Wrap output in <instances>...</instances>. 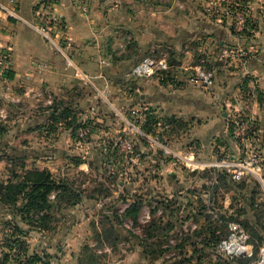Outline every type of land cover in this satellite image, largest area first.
I'll return each instance as SVG.
<instances>
[{"label": "rangeland", "instance_id": "374dc122", "mask_svg": "<svg viewBox=\"0 0 264 264\" xmlns=\"http://www.w3.org/2000/svg\"><path fill=\"white\" fill-rule=\"evenodd\" d=\"M95 1L106 17L129 10L108 17L112 60L164 59L169 76L200 92L186 93L181 117L161 114L143 91L130 94L149 77L77 76L69 63L79 82L70 89L25 90L12 87L11 54L0 47L10 62L0 64V184L48 171L82 196L75 207L50 197L49 231L23 219L22 202L0 204V264H90L92 251L99 264H264V0ZM132 11L155 14L150 45ZM42 38L65 58L63 38ZM200 71L211 88L196 81ZM135 202L136 225L124 218ZM114 215L121 239L100 248L96 232ZM154 219L172 225L147 255L140 238Z\"/></svg>", "mask_w": 264, "mask_h": 264}, {"label": "crops", "instance_id": "0c3cea01", "mask_svg": "<svg viewBox=\"0 0 264 264\" xmlns=\"http://www.w3.org/2000/svg\"><path fill=\"white\" fill-rule=\"evenodd\" d=\"M112 1L119 3L130 0ZM0 2L5 6H11L10 0ZM15 2L19 19H11L0 12V44L11 54V70L14 75L10 81L12 87L39 90V82L48 83L54 93L61 94L66 88L70 89L73 84L79 83L75 77L76 72L70 69L67 63L79 70L80 74L77 76L85 73L89 77L104 76L107 79L109 76H128L138 63L134 58L112 60L113 55L109 54L112 53L113 42L108 43L104 40L108 17L117 18L128 14L129 10L125 5L121 9L109 11L106 17L99 11L104 10L105 5L99 6L98 9L95 0H15ZM87 5L91 11L86 9ZM48 12L57 14L65 24L64 33L55 39L58 41L63 36L66 41L65 58L57 54L54 47L45 41L34 27L38 18ZM145 14L146 16L140 20L141 14L133 11L131 13L135 19L134 23L141 28L137 31L148 34L150 45V40L154 39L156 32L155 14L152 12ZM100 53L101 57L96 56ZM103 62L105 64H102ZM185 82V78L177 80L175 76H169V72H158L149 79L138 80L135 84L136 90L130 94L134 98L137 93L143 91L141 99H147L148 104L157 113L181 117L185 113L184 109H190L183 106L189 103L186 93L200 92L189 84L185 85Z\"/></svg>", "mask_w": 264, "mask_h": 264}, {"label": "trees", "instance_id": "16d2710c", "mask_svg": "<svg viewBox=\"0 0 264 264\" xmlns=\"http://www.w3.org/2000/svg\"><path fill=\"white\" fill-rule=\"evenodd\" d=\"M151 120L148 121V123ZM149 124L144 129L149 131ZM6 133L4 129L0 130L1 136ZM16 177V176H13ZM54 195L55 203H64L68 206L75 207L82 202L80 192H76L69 183L65 180L56 181L52 174L48 171H27L24 176H17L16 180L10 178L7 183L0 184V204L4 206H17L20 202L23 203L22 210L19 212L24 216V220H32L33 226L41 231L50 230V221L54 219L51 213L52 201L50 197ZM159 203L158 205H161ZM143 204L135 202L125 210L124 218L133 221L136 225L139 220ZM26 216V218H25ZM30 223V222H29ZM121 223V217L114 215L112 217H105L101 222V227L97 230L96 240L100 248L108 245L112 249L116 248L121 236L117 231V226ZM170 223L160 221L158 223L155 219L151 224L144 229V238H140L141 244L147 255H153L154 251H159L160 247L152 242L157 235V230L162 229L161 233L168 229ZM213 243L219 245L221 237L213 240ZM161 246V244H160ZM158 248V250H157ZM161 251V250H160ZM90 264H99V258L92 251L88 261Z\"/></svg>", "mask_w": 264, "mask_h": 264}, {"label": "built area", "instance_id": "2783aa9c", "mask_svg": "<svg viewBox=\"0 0 264 264\" xmlns=\"http://www.w3.org/2000/svg\"><path fill=\"white\" fill-rule=\"evenodd\" d=\"M10 7L5 6L3 3L0 2V12L11 19H19L17 6L15 0H10ZM64 22L62 19L55 14L54 12H48L47 14L40 16L38 18L36 25L34 26L39 33L49 41H53L59 34L64 33ZM54 38V39H53ZM61 41L63 36L60 37ZM1 47V45H0ZM61 51V48H59ZM8 56L3 53L0 54V64L2 65H10L8 60ZM102 64H105L104 62ZM169 65L166 60H154L153 58H146L142 62H140L137 66H135L131 73L128 76L138 77V78H146L153 76L155 73L158 72H168ZM196 81L202 85L204 88L209 89L213 86L214 82L212 76L205 72L200 71L196 76ZM248 238L245 237L244 244L246 243ZM226 245V242L223 244ZM245 250V254L249 257L252 256V246H248ZM264 255V254H263Z\"/></svg>", "mask_w": 264, "mask_h": 264}]
</instances>
